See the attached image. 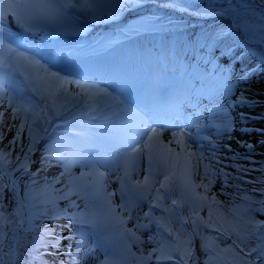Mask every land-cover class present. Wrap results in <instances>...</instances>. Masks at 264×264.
Listing matches in <instances>:
<instances>
[{"label":"snow or ice","instance_id":"6c2138e0","mask_svg":"<svg viewBox=\"0 0 264 264\" xmlns=\"http://www.w3.org/2000/svg\"><path fill=\"white\" fill-rule=\"evenodd\" d=\"M154 6L220 23L187 30L150 11L146 0H0V142L6 136L4 127L8 132L14 129L7 147L0 148V194L7 198L11 192L17 205L15 220L0 212V264H51L45 257L55 253L48 249L58 250L64 239H81L86 228L102 232L101 238L119 250V258L106 253L99 264H127L129 256L135 264H264V220L252 215L253 211L264 214V161L251 159L264 140L236 141V148L231 147L234 131L248 134L250 122L264 119V113L254 117L241 112L242 127L235 129L236 117L231 114L237 107L264 104L247 97L248 89H241L233 99L236 88L247 83L253 71L245 59L264 66V0H258V14L244 11L253 6L236 0H209L207 7L195 10L187 0H155ZM125 13L135 14L136 19L118 27L119 37L167 32L179 43L185 61L211 69L218 91L210 106L188 111L171 99L143 107L128 103L117 88L101 87L75 70L60 67L69 51L33 46L37 36L78 34L88 23L119 22ZM238 33L246 38H238ZM237 64L242 65L238 74ZM73 110L102 119L104 136L95 139L85 131H73L72 121L78 117L66 118ZM61 128L67 131L58 132ZM259 131L264 135V130ZM40 143L44 144L41 168L32 173ZM53 158L62 170L51 178L45 175L36 189V177L54 166ZM240 161L259 166L245 167ZM77 164L85 169L79 176L72 171ZM253 172L261 175L245 179ZM113 174L119 188L108 191ZM141 174L142 180L134 178ZM25 176L29 179L20 196V180ZM5 177L8 183L2 182ZM217 184L219 193L213 191ZM246 184L253 185L252 195L242 188ZM117 192L119 204L113 199ZM240 193L241 202L236 203ZM220 195L229 198L227 212L222 211L226 202L218 199ZM256 195L260 199H254ZM79 200L93 211L81 212ZM142 202L148 203V211L134 218L133 210ZM253 204L259 207L252 209ZM25 207L27 216L21 211ZM205 208L207 218L201 215ZM157 210L159 215L154 214ZM60 218L78 230L65 237L53 228H41L45 221ZM133 219V228L127 227ZM153 225L157 231L147 241L137 235ZM146 242L154 246L145 253ZM133 244L140 246L139 254L131 251ZM76 248L74 254L69 244L61 253L70 264H78L79 243Z\"/></svg>","mask_w":264,"mask_h":264},{"label":"rangeland","instance_id":"374dc122","mask_svg":"<svg viewBox=\"0 0 264 264\" xmlns=\"http://www.w3.org/2000/svg\"><path fill=\"white\" fill-rule=\"evenodd\" d=\"M151 1H152V4L149 7V9L153 10V6H154L155 1H153V0H151ZM187 2L192 5V10H195L198 8L207 7L209 0H187ZM236 3L237 4H247V5L253 6L251 8L245 9L244 11H247V12L255 11L257 14L260 11V8L258 6V0H236ZM217 6H219V4ZM164 17H166L167 19H171L172 21H179V23L181 24L180 26H188V30H193V29L199 30L200 28H202L201 25L208 27V26L216 25V24L220 23L219 19L201 18V17L195 16V15H190L189 13H186V12L178 11V10L169 11V13H167ZM169 27H171V26H169ZM163 36L165 37V33ZM170 37H171V35H169V36L167 35L166 38L168 39ZM237 37L238 38H246V37H244V35L242 33H238ZM190 63L194 67V69L201 67L200 68V71H201L200 74L204 75V78L201 80L202 86L200 87V91H199V93L201 92V95H199L197 93V96L195 98H197L202 104H204V106H210V102H211L213 96L216 95V93L218 91L217 81L211 75L209 69L206 70V68L202 64H197V63H192V62H190ZM244 64H246L248 67L252 68L253 71H252V73H250L249 78L247 80V83H242L236 88L233 99H235L236 96H238L240 94L241 89H248V91L245 92V95L247 97H249L251 99H256L259 101H264V66H259L257 61L252 60L251 58L245 59ZM179 66H181V65H179ZM241 67H242L241 64L236 65V73L237 74L239 73V70ZM206 71L208 74L206 73ZM235 78L236 77L233 76V79H235ZM166 79H167V77H166ZM198 80H200V79H198ZM150 81H151V78H150ZM256 93H259V95H254ZM202 96H203V98H202ZM74 111L75 110H73V112ZM241 112L246 113L250 116H254V117L259 116L261 113H264V104H261L260 106L254 107V108L237 107L236 109H234L231 114H232V116L236 117V121L234 124L235 129H239L242 127V125L240 124V121H239V113H241ZM206 113H207V111L204 112L205 117H207L205 115ZM207 115H208V113H207ZM72 116L73 115H69L66 118L71 120ZM75 116H77L78 118L75 121H72L71 128L73 131L82 130V131H85L86 133L91 132V134L88 133L89 138H95V139L102 138L104 136L105 132L107 131V130H101V131L96 132V130H94V128H99L102 126L104 127V122L98 123V120H93L92 118L87 117V116H81L78 111L75 113ZM8 123L9 124L12 123V121L10 119V115H9ZM18 123L19 122L17 121V125H18ZM246 127L252 130L248 134L242 135L239 131L233 132V140L231 142L232 148H236V141H249L253 144H257L258 141L264 140V135H262L261 132L259 131V130H264V119L254 120V121L250 122ZM2 130L6 133V136H5V139L2 142H0V148H6L9 141L12 139V137L14 135V129L12 132H8L7 127H4ZM57 131L58 132H66L67 129L61 128V129H58ZM27 142H28L27 136L25 135L24 143L27 144ZM17 147H18V145H17ZM37 147H38V151L33 156V159L36 161V163H34L30 166V172H32V173H35L38 169L41 168L40 155H41V151L44 148V144L40 143L37 145ZM8 150H11V149H8ZM238 150L241 153L245 152V149H243V148H240ZM224 155H231V153H225ZM251 159L255 160V161H264V144H257V146L255 148V154H253L251 156ZM51 163L54 165L53 167H51L50 169H47V171H41L39 173V176L36 177V179L39 181V184L33 186L36 189H39L40 186L43 185V183H44L43 178L45 177V175H47L49 178H51L52 176L58 174L62 170V168L57 164V161L54 158L51 160ZM224 163L227 164V163H230V161L225 160ZM239 163H243L245 167H249V168L259 166V165H253L250 163H245L243 161H240ZM84 170L85 169H82L79 166V164H77V166L72 169L73 174L76 176H79L80 172L84 171ZM104 170H105L104 168H101V171H104ZM227 170L230 172L233 171L231 168H229ZM16 175L20 176V173L17 172ZM260 175H261V173H259V172H253L249 176H246L245 179H253V178L258 177ZM134 178H139L142 180L143 174H141L139 177H134ZM27 179H29V177L25 176V177H22L20 180V189H21L19 192L20 196H23V194H24L23 193V185ZM2 182L8 183V178L5 177ZM57 187H62V185H57ZM256 187H260V186L256 185ZM118 188H119V184L116 182L115 175L113 174V176L110 177L108 191H114ZM242 188L247 189L249 195H252V192H251V189L253 188L252 184L242 185ZM213 191L219 193L220 188H219L218 184L213 188ZM228 191L231 193L234 190L229 188ZM239 195H243V193L237 194L236 203L241 202L239 199ZM73 199H76V197L74 196ZM113 199H114V202L116 204L120 203V197H119L118 192H117V195ZM218 199L221 200L222 202H226L225 207L222 209V211L227 212L228 207L230 206L227 204V201L229 200V198L225 197L223 195H220V196H218ZM254 199H260V197L258 195H256V196H254ZM78 203H80V205H81V208H80L81 212L87 214V213H90L91 211H93V209L91 207H89V208L84 207V201L83 200H79ZM166 203L168 205H170L171 201L168 200V201H166ZM59 207L64 208L65 202L60 201ZM251 207H252V209H256L259 207V205L253 204ZM16 208H17V205L12 198L11 192H9L7 194V198H5V196L3 194H0V212L4 213L6 216H8L9 219L15 220V219H17V216L14 215ZM21 211L23 212V214L25 216H27L29 213V209L27 207L23 208ZM73 211H75V210H73ZM147 211H148V203L142 202L141 205L139 206V208L133 210L132 215L134 218L136 216L142 217L143 214ZM183 211H184V214L187 215L188 209L184 208ZM154 214L159 215L160 213L157 210V212H155ZM201 215L204 218L208 217L207 208H205L201 211ZM252 215H254L256 217V219H258V220H264V214H262L258 211H253ZM134 223H135V219H133V221H131L127 225V227L133 228ZM8 227L11 228V227H13V225H9ZM189 227H190V225H189ZM41 228H53V229H55L56 234L62 233L65 237L68 236L69 233L78 230V226H70L69 221L66 218H60V219H56L54 221H45L43 224H41ZM156 231H157L156 227H155V225H153L150 230H138L137 235H139L144 241H147L148 236L155 235ZM102 236H103L102 232L94 231L91 228H86L84 231V236L81 239L71 240V241L64 239L61 242L58 250L54 249V248H49L48 251L53 252L55 254L50 255V256H46L45 259L50 261L51 264H59L60 261H64V264H70L68 257L62 255L61 253L67 251L68 245L71 244L72 245V252L75 254L77 252L76 245L78 243L80 244L78 264H99V261H101L105 258L106 253L108 255L115 254L116 258H119L120 257L119 250L117 248H115L113 245H110L104 239H102L101 238ZM81 243H83V244H81ZM199 244H200V241H199V238H197L195 241V245H196V248L198 250V254L200 256V259H201V261H203V259L205 257H204L203 253H199ZM153 246H154L153 244H149L146 242L143 245L145 253L147 251H149ZM139 250H140V246L137 244H133L131 251L133 253L139 254ZM85 253H87V255H85ZM127 264H135L134 258L129 256L128 260H127ZM152 264H155V262L153 261Z\"/></svg>","mask_w":264,"mask_h":264},{"label":"trees","instance_id":"16d2710c","mask_svg":"<svg viewBox=\"0 0 264 264\" xmlns=\"http://www.w3.org/2000/svg\"><path fill=\"white\" fill-rule=\"evenodd\" d=\"M169 11H172V9H166V10L161 9L162 15H165V14L169 13ZM174 22H176L177 24H179V21H174ZM152 35H155V34H152ZM156 35L159 36V37H163V33L162 32H157ZM171 41H174V40L170 37V38H168V42L163 44L162 40L159 39L158 42L155 41L153 43V48L157 51V54L159 56H165L166 55L165 53L174 50L173 49L174 46H176V47L179 46V43L176 44V43H173Z\"/></svg>","mask_w":264,"mask_h":264},{"label":"bare ground","instance_id":"6f19581e","mask_svg":"<svg viewBox=\"0 0 264 264\" xmlns=\"http://www.w3.org/2000/svg\"><path fill=\"white\" fill-rule=\"evenodd\" d=\"M171 42H173V43H176V44H178V42H176V41H171ZM144 43L146 44V40L144 41ZM140 43H138V45H139ZM156 46V45H155ZM178 52V51H177ZM179 54H180V56H182L184 53L181 51V49H179ZM71 64H74L75 66H78V67H82L83 65H78V64H76V63H71ZM99 74H101V75H105V74H103L102 72H99ZM133 83V80L131 81V84ZM139 96H140V99L141 100H143V101H148L149 103H150V101H151V105L152 104H154L153 103V101L154 100H156V97L155 98H150L149 96L150 95H143L141 92L139 93ZM149 97V98H147V97ZM154 96V95H153ZM133 97H135V94H134V96ZM151 99V100H150ZM164 104V103H163ZM81 244H83V243H81Z\"/></svg>","mask_w":264,"mask_h":264}]
</instances>
